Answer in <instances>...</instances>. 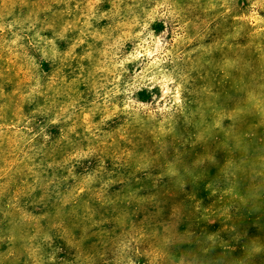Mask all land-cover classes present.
<instances>
[{
	"label": "rangeland",
	"instance_id": "1",
	"mask_svg": "<svg viewBox=\"0 0 264 264\" xmlns=\"http://www.w3.org/2000/svg\"><path fill=\"white\" fill-rule=\"evenodd\" d=\"M0 264H264V0H0Z\"/></svg>",
	"mask_w": 264,
	"mask_h": 264
}]
</instances>
